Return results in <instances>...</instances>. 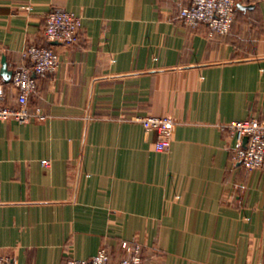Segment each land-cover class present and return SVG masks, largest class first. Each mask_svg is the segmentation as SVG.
<instances>
[{
    "label": "crops",
    "instance_id": "0c3cea01",
    "mask_svg": "<svg viewBox=\"0 0 264 264\" xmlns=\"http://www.w3.org/2000/svg\"><path fill=\"white\" fill-rule=\"evenodd\" d=\"M190 3L0 0V70L32 45L61 60L29 101L47 120L0 122V255L66 264L106 247L120 262L137 242L144 264H264V169L235 163L221 130L264 118V0H236L253 8L213 37L184 25ZM55 9L82 18L77 45L46 42ZM145 116L176 121L169 152Z\"/></svg>",
    "mask_w": 264,
    "mask_h": 264
},
{
    "label": "built area",
    "instance_id": "2783aa9c",
    "mask_svg": "<svg viewBox=\"0 0 264 264\" xmlns=\"http://www.w3.org/2000/svg\"><path fill=\"white\" fill-rule=\"evenodd\" d=\"M181 19L185 26L197 28L204 24L209 36L228 35L235 22L236 0H191L188 7L182 9ZM82 18L73 13L55 9L46 17L45 40L48 43L59 42L66 46L77 45L80 41ZM26 64L15 70L11 79L17 95L14 104H7L5 82L0 75V122L16 121L27 124L32 121L44 122L48 116L40 111H30L29 101L38 87V78L56 73L61 64L59 55L51 46H29L23 52ZM146 133H156L155 150L169 152L176 133L177 123L169 116H145L136 119ZM221 130L236 139L233 160L248 171L264 169V118H250L222 125ZM248 138L245 144L244 140ZM44 169L51 162L41 161ZM1 192V183H0ZM123 250L128 257L113 262L106 247L89 260L69 259L66 264H144V250L137 242H124ZM0 264H19L16 257L0 255Z\"/></svg>",
    "mask_w": 264,
    "mask_h": 264
},
{
    "label": "water",
    "instance_id": "95a60500",
    "mask_svg": "<svg viewBox=\"0 0 264 264\" xmlns=\"http://www.w3.org/2000/svg\"><path fill=\"white\" fill-rule=\"evenodd\" d=\"M236 7L240 8V9H243V10L252 9L253 8L251 6L244 7L240 3H236ZM0 75L2 76V78H3L5 83H10L11 82V79H12V76H13V72L8 69L6 58L2 59V68L0 70ZM244 142L246 144L248 142V138H245Z\"/></svg>",
    "mask_w": 264,
    "mask_h": 264
}]
</instances>
